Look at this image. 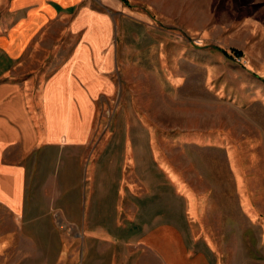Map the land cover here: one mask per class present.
Listing matches in <instances>:
<instances>
[{"label":"crops","instance_id":"crops-1","mask_svg":"<svg viewBox=\"0 0 264 264\" xmlns=\"http://www.w3.org/2000/svg\"><path fill=\"white\" fill-rule=\"evenodd\" d=\"M81 2L0 0V52L9 51L5 62L0 59V73L41 26ZM5 31L10 34L3 37ZM75 60L81 71L87 50L80 47ZM70 66L44 90V98L54 100L45 103L46 124L35 141L26 144L20 133L0 143V180L8 174L17 186L7 194L0 190V204L10 213L0 219L1 264H264V173L246 176L242 165L256 155L229 147L223 156L222 134L215 141L205 134L171 133L175 146L195 143L218 153L209 156L218 163L217 175L201 178L199 192L164 155L155 133L149 136L145 122H121L122 132L92 147L94 92L75 91L77 73ZM1 87L3 95L11 90ZM19 138L27 155L40 151L36 169L1 166L3 147ZM224 161L227 172L221 171ZM242 210L249 216L242 217Z\"/></svg>","mask_w":264,"mask_h":264},{"label":"rangeland","instance_id":"rangeland-1","mask_svg":"<svg viewBox=\"0 0 264 264\" xmlns=\"http://www.w3.org/2000/svg\"><path fill=\"white\" fill-rule=\"evenodd\" d=\"M80 47L88 55L81 71L75 60ZM234 49L242 56L224 52ZM8 52H0L4 62ZM69 64L78 75L75 91L94 92L92 147L122 132L121 122H145L164 155L197 181L191 180L199 192L205 185L201 178L217 175L218 163L209 156L218 153L195 143L175 146L173 132L179 137L205 134L215 141L222 134L223 156L229 147L255 154L252 163L243 161V174L264 173V0H82L41 26L0 73V86L11 88L5 95L0 88V143L20 133L26 144L35 141L42 132L45 103L54 100L44 98V90ZM174 124L177 131L170 128ZM23 149L21 138L7 143L1 166L36 169L40 151L27 155ZM220 165L221 171L229 170L227 161ZM5 175L0 190L14 192L16 183ZM228 204L234 207L233 198ZM248 213L242 210V217ZM9 217L0 204V219Z\"/></svg>","mask_w":264,"mask_h":264},{"label":"trees","instance_id":"trees-1","mask_svg":"<svg viewBox=\"0 0 264 264\" xmlns=\"http://www.w3.org/2000/svg\"><path fill=\"white\" fill-rule=\"evenodd\" d=\"M227 56L231 57H240L242 56V51L234 49L232 53H228L227 51H224Z\"/></svg>","mask_w":264,"mask_h":264}]
</instances>
